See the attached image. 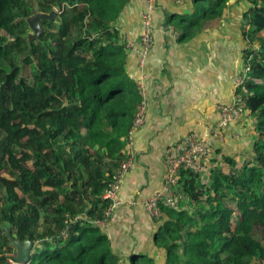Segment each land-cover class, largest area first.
Masks as SVG:
<instances>
[{"label": "trees", "instance_id": "trees-1", "mask_svg": "<svg viewBox=\"0 0 264 264\" xmlns=\"http://www.w3.org/2000/svg\"><path fill=\"white\" fill-rule=\"evenodd\" d=\"M129 1L0 0V264L14 251L6 221L34 243L30 264H264V0H242L235 124L249 119L250 151L179 172L180 204H159L150 252L120 254L101 227L74 219L106 218L102 193L127 156L141 99L116 25ZM190 1L166 18L178 43L231 0ZM54 8L28 43L26 18Z\"/></svg>", "mask_w": 264, "mask_h": 264}, {"label": "crops", "instance_id": "crops-1", "mask_svg": "<svg viewBox=\"0 0 264 264\" xmlns=\"http://www.w3.org/2000/svg\"><path fill=\"white\" fill-rule=\"evenodd\" d=\"M143 5V0H130L116 23L129 41L138 38ZM191 8L190 0H158L155 40L145 65L140 67L129 54L128 71L137 84L141 80L145 85L147 114L132 137L131 166L118 193L120 204L101 226L120 254L152 251L156 219L145 211L142 201L162 185L163 152L188 132H204L217 125V105L232 101L235 80L242 70L240 24L246 3L229 1L222 18L208 21L199 34L178 43L166 18ZM249 124L244 118L223 129L207 158L249 152ZM210 164L212 160L207 167Z\"/></svg>", "mask_w": 264, "mask_h": 264}, {"label": "built area", "instance_id": "built-area-1", "mask_svg": "<svg viewBox=\"0 0 264 264\" xmlns=\"http://www.w3.org/2000/svg\"><path fill=\"white\" fill-rule=\"evenodd\" d=\"M144 5L140 14V32L136 41H129L120 32L121 41L125 48L132 54L140 67H143L150 55V50L155 40L154 13L158 0H143ZM173 3H181L182 0H168ZM168 29L176 36L177 32L170 26ZM238 76L235 80V87L240 83ZM140 101L133 115L132 125L125 137L127 144V156L119 162L114 180L104 189L102 198L109 200L110 206L105 212L106 218L112 210L120 204L118 193L122 182L128 174L131 166L132 137L135 131L143 126L147 114L146 92L143 81L138 82ZM217 109L220 120L217 125L209 126V130L204 132L190 131L180 137L176 142L168 146L163 152L164 178L161 187L145 197L142 206L145 211L154 219L161 215L159 204L176 208L180 204L182 193L177 189V178L182 169L201 172L203 170V160H205L213 144V141L221 137L223 129L235 122L242 113V102L234 92L232 101L219 103ZM105 219L89 218L84 212L77 214L74 219H83L94 226H103ZM8 264L18 263L13 258V253L7 257ZM30 264V262L25 263Z\"/></svg>", "mask_w": 264, "mask_h": 264}, {"label": "water", "instance_id": "water-1", "mask_svg": "<svg viewBox=\"0 0 264 264\" xmlns=\"http://www.w3.org/2000/svg\"><path fill=\"white\" fill-rule=\"evenodd\" d=\"M56 17V11L53 9L49 13L37 11L26 18L30 32L25 34L28 43L31 40L39 38L42 31L40 26V20H52ZM29 51V49H28ZM1 228L5 232L6 236L10 240V245L13 247V258L18 263H28L30 262L31 254L34 249V243L29 239H19L11 234V225L9 222H4Z\"/></svg>", "mask_w": 264, "mask_h": 264}, {"label": "rangeland", "instance_id": "rangeland-1", "mask_svg": "<svg viewBox=\"0 0 264 264\" xmlns=\"http://www.w3.org/2000/svg\"><path fill=\"white\" fill-rule=\"evenodd\" d=\"M32 1H34L35 2V0H32ZM239 1H242V0H239ZM34 9H36V6H34ZM55 9V11H56V8H54ZM28 32H30V30H28ZM27 32V33H28ZM21 57V56H20ZM19 59V56L17 57V60ZM18 61H20V59L18 60ZM21 63V62H20ZM255 105H258V106H260V105H262L263 104V100H258V101H255V103H254Z\"/></svg>", "mask_w": 264, "mask_h": 264}]
</instances>
